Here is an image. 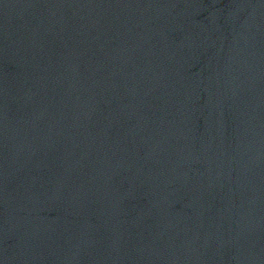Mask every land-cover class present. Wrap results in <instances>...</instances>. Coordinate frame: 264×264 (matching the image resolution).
<instances>
[{"label":"water","instance_id":"95a60500","mask_svg":"<svg viewBox=\"0 0 264 264\" xmlns=\"http://www.w3.org/2000/svg\"><path fill=\"white\" fill-rule=\"evenodd\" d=\"M0 264H264V0H0Z\"/></svg>","mask_w":264,"mask_h":264}]
</instances>
